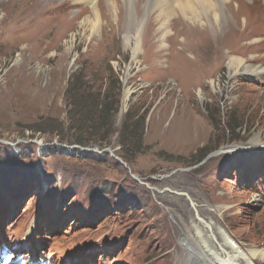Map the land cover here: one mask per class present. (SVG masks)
<instances>
[{"label": "rangeland", "instance_id": "obj_1", "mask_svg": "<svg viewBox=\"0 0 264 264\" xmlns=\"http://www.w3.org/2000/svg\"><path fill=\"white\" fill-rule=\"evenodd\" d=\"M45 1L53 13L37 19L0 0V264H221L195 249L206 243L190 200L264 264V76L233 79L213 44L174 65L147 28L178 14L142 20L122 0L123 16L98 22L79 15L87 3ZM72 81L89 107L119 100L103 145L74 142ZM128 113L140 150L121 142Z\"/></svg>", "mask_w": 264, "mask_h": 264}, {"label": "bare ground", "instance_id": "obj_2", "mask_svg": "<svg viewBox=\"0 0 264 264\" xmlns=\"http://www.w3.org/2000/svg\"><path fill=\"white\" fill-rule=\"evenodd\" d=\"M42 1L47 3L45 0H24L25 8L21 9L15 17L28 14V18L41 19L48 13H53L54 7L51 6L55 2L51 1L45 8L40 9ZM74 1L88 4L81 8L80 16H91L98 22L108 16L115 18L123 16L122 0H105L107 8L104 0ZM124 2L127 7V15L142 20L154 15L156 18L170 19L178 14L173 24L167 21L161 24L160 29H157L156 24L151 22L147 28L149 37L147 44L152 45L154 37L161 33L162 42L170 41L174 65L184 62V51L193 53L199 51V45L204 44L206 47L213 44L217 55L216 59L218 61L227 60L230 76L233 79L245 73L264 76V55L261 54L264 52V0H168L170 4L154 9L151 7L152 10L148 9L145 0H124ZM187 20H192L194 23H188ZM142 24V21L137 23L135 35H127V42L132 43L135 39L134 60H137L141 50L140 35L144 28ZM167 34H171L169 40L165 38ZM182 36L184 37L183 47L182 51H179L177 47L181 43L179 38ZM225 50L227 51L225 52ZM131 96L132 92L128 89L124 97V106L128 105ZM259 139L257 137L253 141L261 142ZM190 204L197 216L193 226L206 243L205 248H193L202 255L217 258L221 264H256L253 259L261 257L262 252L256 254L252 259L225 228L217 225L214 220L201 216L194 200H190Z\"/></svg>", "mask_w": 264, "mask_h": 264}, {"label": "trees", "instance_id": "obj_3", "mask_svg": "<svg viewBox=\"0 0 264 264\" xmlns=\"http://www.w3.org/2000/svg\"><path fill=\"white\" fill-rule=\"evenodd\" d=\"M70 84L71 86L68 88L66 94L71 105L74 107L71 115L72 118H75L74 122L76 123V125L74 124L71 129H74L76 132H80L82 135L81 137L76 138L74 142L84 146L89 145L90 143H100L103 145L108 137H103L102 139L99 135L101 134V130L104 126L107 128V133L110 134L113 131L112 126L114 118L116 113L119 111V100H116L113 106H110L108 103L103 104L99 101L95 103L94 108L91 106L89 107V105L85 104L83 99L78 94V89L74 86V82L72 81ZM107 97L108 95L105 93L104 98L107 99ZM130 119L131 115L128 113L124 119V127L121 132V142L128 148L140 150L141 146L129 144V141L125 138L130 127Z\"/></svg>", "mask_w": 264, "mask_h": 264}, {"label": "water", "instance_id": "obj_4", "mask_svg": "<svg viewBox=\"0 0 264 264\" xmlns=\"http://www.w3.org/2000/svg\"><path fill=\"white\" fill-rule=\"evenodd\" d=\"M64 146H65V148L68 147V146H66V145H64ZM83 150H90V149H83Z\"/></svg>", "mask_w": 264, "mask_h": 264}]
</instances>
